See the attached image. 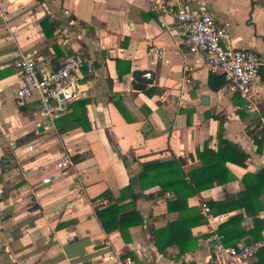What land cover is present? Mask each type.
I'll list each match as a JSON object with an SVG mask.
<instances>
[{
	"label": "crops",
	"instance_id": "obj_1",
	"mask_svg": "<svg viewBox=\"0 0 264 264\" xmlns=\"http://www.w3.org/2000/svg\"><path fill=\"white\" fill-rule=\"evenodd\" d=\"M157 1L206 10L226 26L227 44L264 59V0H0V264H115V255L135 264H209L202 214L207 223L191 228L194 250L177 258L178 248L162 254L155 245V231L179 219L169 211L174 192L161 194V183L179 174L164 165L184 160L182 173L197 171V152L205 145L217 152L223 138L249 156L246 166L228 162L234 179L190 197L188 207L201 213L202 203L228 204L243 192L244 176L264 170V142L259 150L254 140L264 133V66L253 110L227 85L213 90L215 73L202 57L182 52L178 21L160 15ZM26 53H36L39 73L67 56L87 61L83 97L53 124L36 98L16 97L22 79L14 63ZM147 72L153 80L140 92L134 74ZM76 117L79 126L60 134L57 123ZM63 153L73 163L60 170ZM152 164L159 165L142 179ZM113 204L142 222L122 232L112 219L106 231L96 213ZM261 204L264 222V195ZM226 215H244L246 230L254 227L244 210Z\"/></svg>",
	"mask_w": 264,
	"mask_h": 264
},
{
	"label": "built area",
	"instance_id": "obj_2",
	"mask_svg": "<svg viewBox=\"0 0 264 264\" xmlns=\"http://www.w3.org/2000/svg\"><path fill=\"white\" fill-rule=\"evenodd\" d=\"M154 9L163 16L169 15L178 21L176 33L181 39L182 52H188L203 58L208 69L222 75L229 91L245 99L247 108L253 110L254 87L261 82V68L264 59L252 50L233 49L226 43L228 38L225 25L206 10L190 11L182 3L172 4L157 1ZM153 52L159 56L164 53L157 47ZM87 64L80 55L67 56L55 69L38 72L36 53H26L14 63L22 84L16 93L20 102L36 98L38 112L50 123H55L64 111L83 97L80 86L82 70ZM40 76V77H39ZM147 81L153 80V74L143 75ZM191 83V80H186ZM72 158L63 153L58 169L65 170L72 165ZM201 214L210 225L209 244L211 257L209 264H250L257 258L264 242L227 246L225 236L220 233V226L228 219V215H213L207 203L201 204ZM115 264H135L129 256H112L109 259Z\"/></svg>",
	"mask_w": 264,
	"mask_h": 264
},
{
	"label": "trees",
	"instance_id": "obj_3",
	"mask_svg": "<svg viewBox=\"0 0 264 264\" xmlns=\"http://www.w3.org/2000/svg\"><path fill=\"white\" fill-rule=\"evenodd\" d=\"M45 22L47 20H44L42 24ZM49 27L53 31L55 30L53 24H49ZM134 76V88L140 92L147 93L149 91V82L143 79L142 73H135ZM209 84L215 91H219L226 85L223 76L215 74L210 76ZM122 114L126 117L123 111ZM79 119V117H76L68 122L66 120L64 123L58 122L56 126L59 133L64 134L71 128H77L79 126ZM260 134L262 136L254 137L259 150L264 142V133L261 132ZM197 157L203 164L202 168L188 174H184L181 171V167L185 163L184 160L164 165L166 171H169L173 175L179 174L178 178L161 183V194L169 191L174 192L176 201L169 203V211L178 212L179 219L176 222L170 223L163 230L155 231V245L162 254H167L168 248L176 247L179 250L178 258L196 248L197 240L193 239L191 228L197 224H206L207 221L202 218L200 210L189 209L188 199L213 188L216 183L225 185L233 180L234 177L226 169L228 162L245 167L249 160V156L246 153L223 138H220L217 152L205 145L202 151L197 152ZM154 165L159 164L146 166V171L141 176L142 179L149 175L150 171L148 169ZM160 166L163 165L160 164ZM242 182L244 184V191L233 197L230 203L220 204L213 202L209 205L213 215L229 214L234 211L244 210L246 216L254 218V227L250 230H246L243 226L244 215L231 217L220 226L219 231L225 236L227 246L237 247L239 245L263 241L264 222L260 221L259 214L263 210L261 197L264 195V170L255 175H245ZM137 198L138 196L133 198L134 202ZM123 209L124 207H118L117 204H113L107 208L97 210V217L106 231L110 230L109 223L112 222V219H114V226L122 232L128 230L133 224L136 225L142 222L137 212L120 215ZM258 257L261 261H264V247L260 250Z\"/></svg>",
	"mask_w": 264,
	"mask_h": 264
},
{
	"label": "water",
	"instance_id": "obj_4",
	"mask_svg": "<svg viewBox=\"0 0 264 264\" xmlns=\"http://www.w3.org/2000/svg\"><path fill=\"white\" fill-rule=\"evenodd\" d=\"M40 77V76H39Z\"/></svg>",
	"mask_w": 264,
	"mask_h": 264
}]
</instances>
